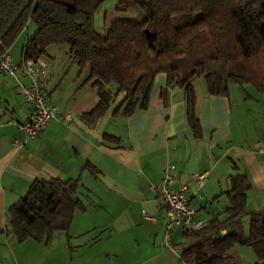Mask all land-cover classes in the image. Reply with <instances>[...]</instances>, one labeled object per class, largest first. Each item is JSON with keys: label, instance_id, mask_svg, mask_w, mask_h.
I'll return each instance as SVG.
<instances>
[{"label": "trees", "instance_id": "1", "mask_svg": "<svg viewBox=\"0 0 264 264\" xmlns=\"http://www.w3.org/2000/svg\"><path fill=\"white\" fill-rule=\"evenodd\" d=\"M105 0H0V55L29 25L34 32L21 51L22 61L35 62L47 48L67 46L69 59L86 71L85 82L96 89L98 102L81 115L86 124L103 117L119 95L113 111L126 117L149 100L154 76L164 73L168 88L183 89L189 128L200 127L195 116L192 81L202 77L212 96H228L229 85H250L264 93V0H120L116 11L140 10L137 21L117 17L106 21L105 35L94 28L95 11ZM106 144L117 137L103 135ZM87 170L96 176L93 165ZM228 206L224 218L206 227L184 232L186 245L179 260L192 264H238L235 246H250L264 261V210L248 216L243 234L240 218L246 214L244 174L227 176ZM78 179L35 180L7 210L0 233L48 245L56 231H67L75 211H84L83 187ZM235 222L238 228L218 233Z\"/></svg>", "mask_w": 264, "mask_h": 264}, {"label": "crops", "instance_id": "2", "mask_svg": "<svg viewBox=\"0 0 264 264\" xmlns=\"http://www.w3.org/2000/svg\"><path fill=\"white\" fill-rule=\"evenodd\" d=\"M28 29L9 48L15 64L22 61L24 43L34 32L33 26ZM100 35L103 38L105 33ZM67 52V46L51 45L37 61L47 72L44 95L56 108V116L34 139H26L17 125L26 122L29 116L30 110L21 96L28 78L21 73L15 77L0 73V228L7 224L9 207L28 191L29 185L48 178L78 179L86 197L97 194L99 183L109 182L111 186H106V190L112 196L106 202L109 208L121 205L122 213L128 212L133 204L156 203L161 208L156 193L149 187L159 183L160 171L168 164L175 167L174 187L186 185L192 193L195 185L191 176L206 173L200 189L210 179L212 190L220 191L210 205L199 191L192 199L196 217L207 224L213 218L225 217L223 211L229 204L225 194L229 189L227 176L235 172L244 174L249 183L244 201L246 215L264 210V155L253 151L254 142L264 136V93L256 89L255 95L240 94L233 90L236 84H231L228 96H212L204 80L195 83L194 114L200 127L195 135L189 128L183 89L168 88L165 74L159 73L154 76L145 108H138L126 117L114 115L123 99L119 95L106 114L89 125L80 117L97 104L96 89L91 82L84 81L86 71H81ZM65 113L71 115L69 123L60 120ZM104 134L117 137L119 144H106ZM16 139L18 142L14 143ZM87 165H93L99 173L95 176L87 170ZM222 185L226 188L221 189ZM98 198L105 202L103 197ZM142 214L148 218L156 236L162 230V222L156 213L148 216L142 210ZM235 228L238 227L233 222L223 229ZM239 229L244 234V228ZM150 231L146 232L150 234ZM11 237L0 233L1 249L12 250L24 244ZM171 237L172 233L168 243ZM254 252L250 246H235L232 250L238 264H264ZM12 256L15 264L28 262L27 256L21 258L14 253ZM6 263L0 254V264ZM178 264L192 263L179 260Z\"/></svg>", "mask_w": 264, "mask_h": 264}, {"label": "rangeland", "instance_id": "3", "mask_svg": "<svg viewBox=\"0 0 264 264\" xmlns=\"http://www.w3.org/2000/svg\"><path fill=\"white\" fill-rule=\"evenodd\" d=\"M119 1L105 0L93 14L94 28L99 34L105 33L104 26L107 20L127 17L141 21L144 18L140 10L116 11L115 8ZM28 28L30 30L32 25ZM203 80L202 77L194 78L192 89L195 83H203ZM232 87L235 88L233 90L240 91V94L243 92L256 94V89L249 84ZM98 186L95 192L97 194L92 193L84 199L86 210L75 211L67 231H56L48 245L43 242L26 240L24 244L13 247L12 250L0 248L2 251L0 254L7 261L6 264H15L12 253L21 258L27 256L26 264H178L177 255L186 240L178 231L179 229L174 228L171 230V242L168 243L169 241L164 236L166 222L162 207H156V203L154 205L151 203L133 204L128 212L122 213L119 208L121 205L109 208L106 202V198L112 196L106 190L111 184L105 182V185L99 183ZM212 186L213 182L208 179L205 187L199 190L209 205L213 203V197L220 192L213 191ZM225 188L226 185L221 186V189ZM98 197H103L105 202H100ZM142 210L148 216L156 213V217L162 222V230L158 231L156 236L154 229L148 225V218L143 217ZM240 227L244 228L246 235L248 215H242ZM148 230H151L150 234L146 232ZM113 253H117V256Z\"/></svg>", "mask_w": 264, "mask_h": 264}, {"label": "built area", "instance_id": "4", "mask_svg": "<svg viewBox=\"0 0 264 264\" xmlns=\"http://www.w3.org/2000/svg\"><path fill=\"white\" fill-rule=\"evenodd\" d=\"M9 49L0 55V73L15 77L18 73L28 78V85L22 87L23 100L29 108V116L26 122L17 124L26 139H34L48 125L50 119L56 116V108L49 104L44 95V85L47 76L46 70L32 59L21 61L19 64L13 63ZM71 115L65 113L61 116L63 123H69ZM16 139L14 143H17ZM253 151L257 155H264V136L256 140L253 144ZM173 164H168L160 171V179L157 185L149 187L157 196L159 206L165 210L166 230L165 237L168 240L171 230L178 228L182 233L188 231L201 230L207 226V221L196 217L197 211L192 205V199L203 185L206 173L193 174L192 179L195 191H188L186 185L174 187ZM226 230L218 229V233L223 235Z\"/></svg>", "mask_w": 264, "mask_h": 264}]
</instances>
